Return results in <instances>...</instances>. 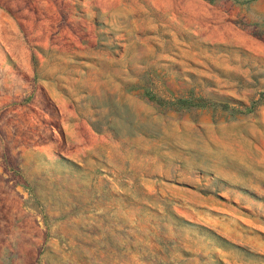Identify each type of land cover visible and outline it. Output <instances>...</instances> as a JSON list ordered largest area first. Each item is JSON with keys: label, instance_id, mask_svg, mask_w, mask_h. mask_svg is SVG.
Masks as SVG:
<instances>
[{"label": "rangeland", "instance_id": "obj_1", "mask_svg": "<svg viewBox=\"0 0 264 264\" xmlns=\"http://www.w3.org/2000/svg\"><path fill=\"white\" fill-rule=\"evenodd\" d=\"M0 264H264V0H0Z\"/></svg>", "mask_w": 264, "mask_h": 264}]
</instances>
